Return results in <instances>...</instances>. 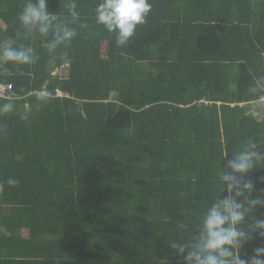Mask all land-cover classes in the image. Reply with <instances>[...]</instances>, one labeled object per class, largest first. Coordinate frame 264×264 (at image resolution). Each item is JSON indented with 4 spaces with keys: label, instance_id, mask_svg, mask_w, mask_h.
I'll return each instance as SVG.
<instances>
[{
    "label": "trees",
    "instance_id": "1",
    "mask_svg": "<svg viewBox=\"0 0 264 264\" xmlns=\"http://www.w3.org/2000/svg\"><path fill=\"white\" fill-rule=\"evenodd\" d=\"M29 2L0 0V38L38 57L0 55L16 97L0 107V264H181L171 245L223 198L227 160L264 155V0H149L125 47L97 23L103 0H47V36L19 22ZM57 24L78 35L51 52ZM251 177L264 189V162Z\"/></svg>",
    "mask_w": 264,
    "mask_h": 264
},
{
    "label": "clouds",
    "instance_id": "2",
    "mask_svg": "<svg viewBox=\"0 0 264 264\" xmlns=\"http://www.w3.org/2000/svg\"><path fill=\"white\" fill-rule=\"evenodd\" d=\"M70 9L73 21L79 20L77 5L71 4ZM151 12L149 0H103L95 9L97 23L116 34L117 47L129 44L137 28L148 23ZM18 19L25 28H38L42 36H47L58 17L49 11L47 0H38V3H27ZM77 35L75 28L57 24L55 38L46 47L55 52L60 45H70ZM0 49L3 60L14 65H33L38 60L33 48L18 49L7 38H0ZM62 62L71 63L67 52L63 53ZM42 99L51 102L53 96L48 92ZM13 107L12 103H6L3 111L10 112ZM257 147L250 142L245 150L227 160L219 172L223 198L218 196L205 211L198 232L187 242L172 243L181 264H264V246L256 247L251 257L241 256L245 245L253 242L256 234L264 239V216L254 215L258 208H264V189L258 190L257 181L251 177L258 162H264V155L255 150ZM7 183L15 188L20 181L10 178ZM259 183L264 184V177ZM183 214L187 215V209Z\"/></svg>",
    "mask_w": 264,
    "mask_h": 264
},
{
    "label": "built area",
    "instance_id": "3",
    "mask_svg": "<svg viewBox=\"0 0 264 264\" xmlns=\"http://www.w3.org/2000/svg\"><path fill=\"white\" fill-rule=\"evenodd\" d=\"M68 66L63 67L64 70ZM60 95V94H59ZM15 95L13 92V86L10 83H0V107L1 102L4 100H12L15 99ZM260 102L264 105V97L260 100Z\"/></svg>",
    "mask_w": 264,
    "mask_h": 264
},
{
    "label": "rangeland",
    "instance_id": "4",
    "mask_svg": "<svg viewBox=\"0 0 264 264\" xmlns=\"http://www.w3.org/2000/svg\"><path fill=\"white\" fill-rule=\"evenodd\" d=\"M255 108L260 109L261 108V105L260 104H256L255 105Z\"/></svg>",
    "mask_w": 264,
    "mask_h": 264
}]
</instances>
